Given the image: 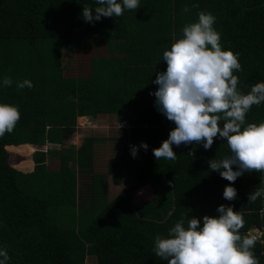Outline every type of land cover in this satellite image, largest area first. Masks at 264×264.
Masks as SVG:
<instances>
[{
	"label": "trees",
	"instance_id": "16d2710c",
	"mask_svg": "<svg viewBox=\"0 0 264 264\" xmlns=\"http://www.w3.org/2000/svg\"><path fill=\"white\" fill-rule=\"evenodd\" d=\"M96 6L95 0H0V79L14 81L0 87V102L21 113L14 130L0 137V246L9 264H167L155 255V236H166L187 215H218L220 204L242 214V235H259L253 251L264 264V199L248 200L264 187V172L238 177L237 197L227 201L230 182L208 165L231 155L226 141L214 139L208 150L195 142L173 145L175 160L144 158L143 148L133 158L130 151L144 141L153 154L175 127L154 106L152 81L166 68L163 52L198 13H212L223 47L240 54L242 67L234 72L240 90L264 81V0H140L120 17L85 22L83 7ZM81 49L107 56L110 63H102L111 72L104 66L98 72L90 55V74L66 73V52ZM24 79L34 86L18 88ZM83 115L127 119L130 127L118 136L89 134L78 148L64 144ZM262 121L264 103L253 105L246 123ZM50 141L62 145L57 169L47 165L54 157ZM25 144L35 149L29 171L16 166L18 154L9 150Z\"/></svg>",
	"mask_w": 264,
	"mask_h": 264
},
{
	"label": "clouds",
	"instance_id": "9594fccd",
	"mask_svg": "<svg viewBox=\"0 0 264 264\" xmlns=\"http://www.w3.org/2000/svg\"><path fill=\"white\" fill-rule=\"evenodd\" d=\"M94 9L83 7L85 22L94 23L102 17H120L127 10H137L140 0H95ZM188 7L184 8L187 12ZM212 13L200 12L198 19L185 25L182 36L170 49L163 52L166 68L156 73L152 81L158 87L154 106L175 127L159 147L152 149L154 158L175 160L173 145L202 144L205 150L214 139L227 142L231 155L208 161L209 169L229 181L223 198L233 201L237 197L234 182L244 173L264 172V121L246 123V114L253 105L264 103V81L253 84L244 93L238 87L234 72L241 70L239 53L224 48L221 33L215 27ZM10 77L0 79V87H10ZM18 88H32L31 80L16 82ZM19 106L0 102V137L11 133L20 119ZM221 122L222 125H221ZM139 148H149L142 141L132 145L135 158ZM264 199V187L248 194V200ZM218 215L187 216L178 220L166 236L157 234L154 239L155 255L167 264H259L253 251L259 237L242 235L245 221L231 205L220 204ZM10 256L0 246V264H9Z\"/></svg>",
	"mask_w": 264,
	"mask_h": 264
},
{
	"label": "rangeland",
	"instance_id": "374dc122",
	"mask_svg": "<svg viewBox=\"0 0 264 264\" xmlns=\"http://www.w3.org/2000/svg\"><path fill=\"white\" fill-rule=\"evenodd\" d=\"M66 52V51H65ZM69 56L70 59L69 61L66 63V73H72L73 75H88L90 74V72L88 71L87 67H85V60H87L88 58H92V57H96V54L94 53V51H87V50H83L81 49L80 52H77L76 50H70L68 52H66ZM106 53V52H105ZM108 53V52H107ZM77 54L82 56V58H77ZM92 57H89V56ZM107 55V54H104ZM98 60L96 61V64H99L97 71L101 72L103 69V66L105 67V71L106 74H109V72H111L110 70H108L107 68V63H110V60H108L107 56L105 58H98L96 57ZM83 62H80V61ZM107 61L106 64H103L102 61ZM91 62V61H90ZM81 65V66H80ZM81 67V69H80ZM121 73V72H120ZM77 126L80 128H86V129H91L93 132L92 134H100V133H106L108 136H118L122 134V129L124 127L129 128L130 127V123L129 121H117V119H112V120H97V121H93L92 118H77ZM79 130V129H78ZM86 136L84 134H82L81 132H76V135L71 138V140L69 138L64 137L63 138V143L66 145H70V143L68 142H64V141H70V142H74V144H80L82 141H84V138ZM55 143V145H53ZM62 143V142H61ZM112 143V142H111ZM50 145H48V150L50 151V153L53 154V158H51L50 161H47V165L49 167V169H57L60 168V158L59 155L62 152V147H59L56 145V142L50 141L49 143ZM73 144V145H74ZM53 145V147H51ZM112 145L114 146V143H112ZM118 147V145L116 146ZM118 149V148H116ZM111 149L110 146H106L102 149L103 153L108 152ZM9 150L16 152L18 154V159L17 160V164L16 166L19 169L22 170H31L34 166V161L32 159V155L35 151L34 148L32 147H9ZM121 150V148H120ZM145 157L144 158H148L150 156H152L153 154L149 152V149H147V151L145 152ZM30 162V163H29ZM87 177V176H86ZM87 181L90 184V179L86 178ZM143 190V189H142ZM256 235H258L256 233ZM259 236V235H258ZM87 264H94L92 259H89Z\"/></svg>",
	"mask_w": 264,
	"mask_h": 264
},
{
	"label": "crops",
	"instance_id": "0c3cea01",
	"mask_svg": "<svg viewBox=\"0 0 264 264\" xmlns=\"http://www.w3.org/2000/svg\"><path fill=\"white\" fill-rule=\"evenodd\" d=\"M78 118H92L93 121H94V120H95V121L98 120V119H95L94 117H92V116H90V115L78 116ZM98 121H99V120H98ZM117 121H118V120H117ZM120 121H126V122H127L128 120H127V119H124V120H120ZM129 123H130V122H129ZM78 129H79V130H78ZM77 131H78V132H81V133L84 134L86 137H87L89 134L92 135V132H93L91 129H86V128H83V127L80 128V126H79V127L77 126V128L75 129V131H74L72 134H68V135L66 136V138H69V139L71 140V138H73V137L76 135V132H77ZM86 137H85V138H86ZM85 138H84V139H85ZM64 142H68V143H70V144H74V142H70V141H64ZM82 142H83V141H82ZM82 142H81L80 144H78V145H77V144H74V146L78 148V147L81 146ZM48 145H50V144L48 143ZM48 145H47V149H48V147H49ZM53 145H55V143H54ZM53 145H52L51 147H53ZM56 145L59 146V147H62V145H61L60 143H56ZM26 146H28V147H32V146L27 145V144H25V145H19V146H17V147L19 148V147H26ZM10 147H14V148H16V146H10ZM32 148H33V147H32ZM51 155H52V153H51ZM51 158H52L51 156H48L47 161H50ZM33 161H34V160H33ZM29 163H30V162H29ZM34 165H35V163H34ZM33 168H34V166H33ZM33 168H32V169H33ZM32 169H31V170H32ZM27 171H29V170H27Z\"/></svg>",
	"mask_w": 264,
	"mask_h": 264
}]
</instances>
